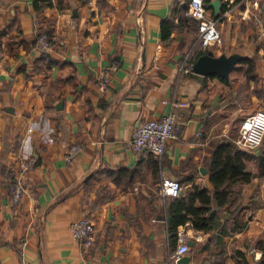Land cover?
<instances>
[{
    "label": "crops",
    "instance_id": "crops-1",
    "mask_svg": "<svg viewBox=\"0 0 264 264\" xmlns=\"http://www.w3.org/2000/svg\"><path fill=\"white\" fill-rule=\"evenodd\" d=\"M41 1L0 0V264H175L171 204L194 189L211 196L205 162L215 141L233 142L229 117L239 125L264 108V27L258 31L243 14L247 0H220L217 15L206 0L219 18L221 47L204 51L197 22L185 15L189 0H51V7L34 9ZM257 2L264 25V0ZM170 17L174 29L163 41L160 24ZM44 30L51 32L48 51L36 48ZM208 50L248 60L235 65L226 83L216 74L180 70ZM248 69L250 104L243 107L238 91L245 93ZM104 72L108 84L100 90ZM237 72L245 76L233 82ZM172 101L188 103L174 111L176 138L160 155L129 149L135 127L166 115ZM76 145L82 150L66 162ZM237 148L259 153V147ZM20 152L36 165L23 174L25 192L14 203ZM248 164L250 182L233 190L239 229L230 222L219 230L221 217L208 233L190 222L176 228V238L178 232L186 237L189 251L180 257L188 264H260L261 253L247 242L264 232V175ZM162 178L180 182L178 197L160 194ZM78 219L95 227L89 248L69 233Z\"/></svg>",
    "mask_w": 264,
    "mask_h": 264
},
{
    "label": "built area",
    "instance_id": "built-area-1",
    "mask_svg": "<svg viewBox=\"0 0 264 264\" xmlns=\"http://www.w3.org/2000/svg\"><path fill=\"white\" fill-rule=\"evenodd\" d=\"M247 6L243 10V14L250 17L258 31H263V19L261 17V8L257 0H247ZM90 2V1H88ZM226 11L230 9V2L226 1ZM187 17L197 22V34L199 46L201 50L221 47V36L217 29L219 18L211 16L206 9V0H189L185 12ZM36 48L40 51H48L51 49V40L46 33L39 32L36 39ZM116 69L115 65L110 67L109 74ZM192 64H185L180 68L185 73H191ZM108 84V72H104L97 83L100 90L106 89ZM170 111L160 117L146 119L140 122L134 129L132 136L127 143L128 148L135 152L143 150L151 152L153 155H160L169 140L176 138L179 122L175 110L177 108L187 107L186 101H172L168 103ZM238 137L233 143L240 148L248 150L257 149L264 137V108L257 109L251 114L246 115L239 123ZM200 136V132L196 133ZM22 142V141H21ZM82 150L80 145L70 147L66 154V162H70L72 158ZM36 165V159L33 156H26L20 152L18 154V174L11 187V197L14 203H17L25 192L22 183V176ZM160 194L164 197L176 198L182 191V185L178 180L171 178H162L160 182ZM69 233L73 241L84 248L93 245L96 235L94 225L87 219H78L70 223ZM177 248L175 258L186 254L189 247L186 243L184 233H177Z\"/></svg>",
    "mask_w": 264,
    "mask_h": 264
},
{
    "label": "trees",
    "instance_id": "trees-1",
    "mask_svg": "<svg viewBox=\"0 0 264 264\" xmlns=\"http://www.w3.org/2000/svg\"><path fill=\"white\" fill-rule=\"evenodd\" d=\"M240 1L234 0V4H239L241 3ZM39 4H43L41 7L52 6L51 0H42L40 3H34V9L39 10L41 8ZM239 7L243 8V5ZM176 12L175 10L172 14ZM173 29L172 17L162 20L160 34L163 41L169 40ZM41 33H46L49 39H51V32L49 30L41 31ZM200 53L196 54L197 58L202 55ZM247 60L244 59L241 62H247ZM248 71L245 82L242 84V89L245 93L241 96L238 91L239 105L243 107H247L250 104V93L247 84L252 77L250 76L251 70L248 69ZM219 79L226 83V80L223 78ZM248 163H254L259 171V175H264V137L259 146L258 155H252L251 153L239 150L230 139L221 138L215 141L211 156L205 162L209 181L213 185V192L211 196H208L205 191L194 189L188 191L182 202L175 200L171 204L167 221L168 231L171 236L176 239V228L179 225H184L186 222H190L194 230L208 233L213 230V222L218 223L220 217L223 219V223H219V230H222V227L227 223L230 224V222L232 223V229H239L240 226L235 220L238 219V196L233 190L237 184L250 182L252 174L248 168L250 166ZM225 214H228V218H225ZM211 238L213 239V235ZM250 247L261 253L260 264H264V232L255 241L247 242V248ZM237 254L242 258L243 255L241 253Z\"/></svg>",
    "mask_w": 264,
    "mask_h": 264
},
{
    "label": "water",
    "instance_id": "water-1",
    "mask_svg": "<svg viewBox=\"0 0 264 264\" xmlns=\"http://www.w3.org/2000/svg\"><path fill=\"white\" fill-rule=\"evenodd\" d=\"M220 5V0H212L207 4V8L211 7L213 13L217 15ZM243 59H245V57L239 53H232L229 56L224 54L215 56L212 50H208L194 61L191 70L192 73L202 77L216 74L223 79H228L229 73L234 69L235 65ZM60 104H62L61 101L59 102V105ZM175 264H188V258L180 257L176 260Z\"/></svg>",
    "mask_w": 264,
    "mask_h": 264
},
{
    "label": "rangeland",
    "instance_id": "rangeland-1",
    "mask_svg": "<svg viewBox=\"0 0 264 264\" xmlns=\"http://www.w3.org/2000/svg\"><path fill=\"white\" fill-rule=\"evenodd\" d=\"M239 75L241 76L240 78H243L245 75H243L242 73L240 72H237L236 73V78H234V81L235 82V79H237V77H239ZM242 106V105H240ZM245 112H250V111H245ZM231 114V112H230ZM228 123H229V129H228V132H227V135L233 139L237 138L238 137V119L237 117H235L234 115L229 117L228 119Z\"/></svg>",
    "mask_w": 264,
    "mask_h": 264
}]
</instances>
